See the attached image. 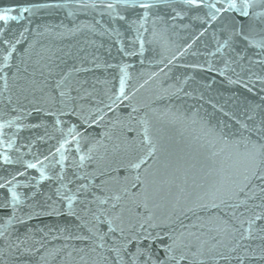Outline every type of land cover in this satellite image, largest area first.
Wrapping results in <instances>:
<instances>
[{
	"label": "water",
	"instance_id": "1",
	"mask_svg": "<svg viewBox=\"0 0 264 264\" xmlns=\"http://www.w3.org/2000/svg\"><path fill=\"white\" fill-rule=\"evenodd\" d=\"M0 264H264V0H0Z\"/></svg>",
	"mask_w": 264,
	"mask_h": 264
}]
</instances>
